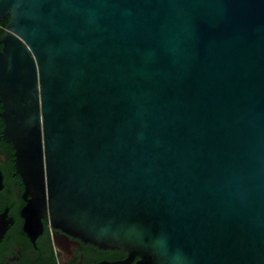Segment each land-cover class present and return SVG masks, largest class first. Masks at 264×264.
Returning a JSON list of instances; mask_svg holds the SVG:
<instances>
[{
    "label": "water",
    "instance_id": "95a60500",
    "mask_svg": "<svg viewBox=\"0 0 264 264\" xmlns=\"http://www.w3.org/2000/svg\"><path fill=\"white\" fill-rule=\"evenodd\" d=\"M5 137L42 218L137 264H264V0H0Z\"/></svg>",
    "mask_w": 264,
    "mask_h": 264
},
{
    "label": "flooded vegetation",
    "instance_id": "af4514ba",
    "mask_svg": "<svg viewBox=\"0 0 264 264\" xmlns=\"http://www.w3.org/2000/svg\"><path fill=\"white\" fill-rule=\"evenodd\" d=\"M11 15L0 16L1 38L9 31ZM4 102L0 99V264H137L121 248L101 247L65 234L42 218L38 232L29 231L25 206L30 195L16 170L15 147L5 137Z\"/></svg>",
    "mask_w": 264,
    "mask_h": 264
}]
</instances>
